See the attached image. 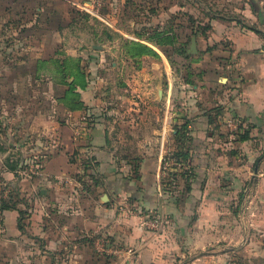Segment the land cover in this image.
Returning a JSON list of instances; mask_svg holds the SVG:
<instances>
[{
	"label": "crops",
	"instance_id": "0c3cea01",
	"mask_svg": "<svg viewBox=\"0 0 264 264\" xmlns=\"http://www.w3.org/2000/svg\"><path fill=\"white\" fill-rule=\"evenodd\" d=\"M217 1L225 2V11L204 15L201 22L207 24L201 30L204 53L199 83L185 80L178 88L176 78L171 81V101L178 97L186 106V111L174 117L180 125L175 129L163 126L156 105L152 110L133 107L138 113L132 114L135 121L130 119L132 108L118 114L113 106L104 116L97 109V118L91 122L87 110L68 111L78 124L74 136L57 128L52 151L42 160L41 194L51 206L43 202L26 228L30 234H40L38 239L46 249L25 256L17 252L18 234L25 228L12 221L17 217L12 209H4L9 219L5 220L8 243L14 251H0V259L24 257L42 264H164L179 245L177 239L188 234L208 239L211 224H216L218 240L224 242L227 203L237 198L247 203L234 212L241 216L242 207L250 216L247 222L235 217L233 227L244 223L264 229V0H247L240 8L235 3V10L244 15L227 7L237 0ZM73 5L77 10L81 7L78 2ZM110 100L115 104L113 97ZM90 103L98 107L99 97ZM228 118L234 119V126L226 124ZM181 123L186 124L188 136L182 148L190 156L168 167L177 169L176 179L185 186L178 200L176 190L163 183V157L168 150L166 139L170 150L179 148L176 133ZM169 129L173 136H168ZM186 170H191L186 176L179 173ZM49 207L57 212V220L51 219ZM144 210L163 216L159 232L141 225ZM3 239L0 234V246ZM98 240L133 246L137 255L134 260L124 255L125 259L111 262L94 251L92 244Z\"/></svg>",
	"mask_w": 264,
	"mask_h": 264
},
{
	"label": "rangeland",
	"instance_id": "374dc122",
	"mask_svg": "<svg viewBox=\"0 0 264 264\" xmlns=\"http://www.w3.org/2000/svg\"><path fill=\"white\" fill-rule=\"evenodd\" d=\"M246 1H233V6L227 7L244 15L241 10H235L234 4L240 8ZM73 2H78L80 9H75ZM218 2L0 0V234L5 238V243L0 246L1 253L14 251L8 243L9 233L5 224L8 218L3 214L1 204L8 205L17 215L13 222L24 225V237L18 234L17 252L25 256L42 253L46 249L38 239L40 234H30L26 228L32 223L35 210L42 209L46 200L41 194L42 160L43 156L51 153L53 142L58 138L55 131L64 128L65 134L73 137V130L78 125L68 111L79 110L76 108L82 104V109L87 110V121L91 122L97 118V109L104 116L113 106L118 114L132 108L133 113L129 114L136 115L138 113L133 107L152 110L156 105L161 110L163 126L175 129L180 125L174 117L180 114L178 111H186V106L178 97L171 101V81L176 78L178 88L185 80L199 83L204 53L201 30L207 24L201 22L204 15L225 11V2ZM158 31L164 32L163 36L169 37L170 42L157 44L148 39ZM193 36L197 38V53L189 50ZM136 43L150 46L153 51H140ZM77 66L84 73L86 86L81 87L79 78H76L74 91L68 93L69 83L74 80L71 72L76 71ZM153 78L160 80L152 81ZM149 81L152 84H148ZM97 97L100 99L98 107L96 103H90ZM112 97L115 104L110 100ZM83 98H87L86 101ZM130 119L136 120L133 115ZM185 125L181 123V126ZM173 134L169 129L168 136ZM180 135L177 149L170 150L169 138L166 139L168 150L164 153L163 162L177 161L175 153L188 137L187 134L184 137ZM165 170L163 183L176 190L178 200H181L185 186L173 175L178 174L177 169ZM179 173L183 174V171ZM246 200L230 199L227 203L230 211L225 214L227 229L224 242L218 240L216 224H211L208 239L198 238L195 234L177 239L179 245L174 246L173 253L162 262L264 264V229L249 228L244 223L240 228L233 227L235 217L238 221L241 218V222L249 220L250 215L243 211ZM241 203L240 216L234 208ZM53 207L57 209L56 205ZM55 210L49 207L48 214L54 216L52 220H57ZM153 213L158 216V228H148L159 232L163 228V216L156 210L143 211L145 215ZM41 222L39 218L38 223ZM92 245L96 253L111 262L125 259L126 255L102 254L96 243ZM136 255L137 250L130 258L134 260ZM0 264H42V261L31 262L24 257L14 261L2 258Z\"/></svg>",
	"mask_w": 264,
	"mask_h": 264
},
{
	"label": "trees",
	"instance_id": "16d2710c",
	"mask_svg": "<svg viewBox=\"0 0 264 264\" xmlns=\"http://www.w3.org/2000/svg\"><path fill=\"white\" fill-rule=\"evenodd\" d=\"M163 35H164V32L158 31V32H155L154 35H152L148 39L150 41H155L157 44H159V43L164 44L165 42H170L169 37H164ZM136 46L139 47L138 50H140V51H144V52L145 51L146 52L153 51V49L150 46H147V45L142 44V43H136ZM71 75L74 77V80L69 83L68 93L70 91L71 92L74 91L75 86H76V81H78V79H76V78H79V83L81 82V87L84 88L86 86V82L83 79L84 73H83L81 67L77 66L76 71L71 72ZM187 81H190V80H187ZM82 108H84V107L82 104H80L79 106H77L76 109H82ZM177 128H179V127H177ZM185 128H186V125L181 126L179 129H177L178 130L176 133L177 138L179 137L180 134H181L180 136H183V137L185 136V134H187ZM182 132H184V134ZM189 156H190V152L188 150L183 149L182 147L180 149H178V151L175 153V157L178 159V161H181V162H184ZM189 172H191V170H186L185 172H183V175L186 176ZM173 175L175 177V176H177V173H173ZM186 183L188 185V182H186ZM1 208L2 209H9L10 207L6 204H1ZM19 227L21 229H24V225H22L20 223H19Z\"/></svg>",
	"mask_w": 264,
	"mask_h": 264
},
{
	"label": "built area",
	"instance_id": "2783aa9c",
	"mask_svg": "<svg viewBox=\"0 0 264 264\" xmlns=\"http://www.w3.org/2000/svg\"><path fill=\"white\" fill-rule=\"evenodd\" d=\"M226 124L229 126H234L235 125V121L232 118H228L226 120ZM172 161H164V169H167L170 165H171ZM141 225L145 226V227H149L152 229H157L158 228V223H159V219L157 214L153 213V214H148V215H144L141 220ZM96 247L100 252H106V253H114L116 255H126V256H131L132 254H134L135 250L132 246H128V247H123L121 244H112L110 245L108 242H106L105 240H98L96 242Z\"/></svg>",
	"mask_w": 264,
	"mask_h": 264
},
{
	"label": "water",
	"instance_id": "95a60500",
	"mask_svg": "<svg viewBox=\"0 0 264 264\" xmlns=\"http://www.w3.org/2000/svg\"><path fill=\"white\" fill-rule=\"evenodd\" d=\"M190 52L197 53V38L195 36L192 37L191 45H190Z\"/></svg>",
	"mask_w": 264,
	"mask_h": 264
}]
</instances>
